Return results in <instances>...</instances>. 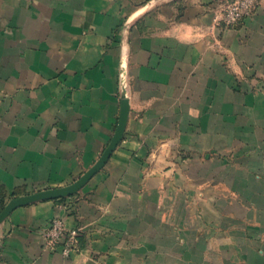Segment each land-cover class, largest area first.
I'll list each match as a JSON object with an SVG mask.
<instances>
[{
	"label": "crops",
	"instance_id": "0c3cea01",
	"mask_svg": "<svg viewBox=\"0 0 264 264\" xmlns=\"http://www.w3.org/2000/svg\"><path fill=\"white\" fill-rule=\"evenodd\" d=\"M259 1L223 27L220 0H0V210L94 164L117 125L120 77L130 105L77 193L0 223V264H264ZM56 216L79 230L68 256L45 246Z\"/></svg>",
	"mask_w": 264,
	"mask_h": 264
},
{
	"label": "built area",
	"instance_id": "2783aa9c",
	"mask_svg": "<svg viewBox=\"0 0 264 264\" xmlns=\"http://www.w3.org/2000/svg\"><path fill=\"white\" fill-rule=\"evenodd\" d=\"M258 0H220V20L223 25L234 26L252 13ZM216 19V18H215ZM118 96L128 97L125 77L119 79ZM45 246L51 249L60 245L64 256L70 255L78 248V228H68L62 218L53 217L42 232Z\"/></svg>",
	"mask_w": 264,
	"mask_h": 264
},
{
	"label": "water",
	"instance_id": "95a60500",
	"mask_svg": "<svg viewBox=\"0 0 264 264\" xmlns=\"http://www.w3.org/2000/svg\"><path fill=\"white\" fill-rule=\"evenodd\" d=\"M120 104L121 107L118 116V121L113 135L111 136L110 141L102 151L99 158L94 162L91 167H89L77 179L67 185L45 188L33 193L12 197L7 201V203H5L3 208L0 210V223L18 206L25 205L27 203L34 202L37 200L61 198L77 193L79 189H81L87 183V181L104 166L109 156L111 155V153L113 152V150L124 135L130 108L129 99L126 97H122L120 99Z\"/></svg>",
	"mask_w": 264,
	"mask_h": 264
},
{
	"label": "rangeland",
	"instance_id": "374dc122",
	"mask_svg": "<svg viewBox=\"0 0 264 264\" xmlns=\"http://www.w3.org/2000/svg\"><path fill=\"white\" fill-rule=\"evenodd\" d=\"M259 0H258V2H257V5H255V7H254V9H253V11H252V13L250 14V15H248V16H251L255 11H256V9H257V6L259 5ZM245 17H247V16H245ZM244 17V18H245ZM221 22V21H220ZM241 22V21H240ZM239 22V23H240ZM239 23H237V24H239ZM221 24H222V22H221ZM223 26V25H222ZM223 27H227V26H223ZM229 27H231V26H229ZM257 78H259V77H257ZM263 80V82L261 81V83H259L260 85H257L258 87V90L261 88V89H264V79H262ZM254 87H256V85H254ZM260 89V90H261ZM214 156H218V158H221L222 157V155H214ZM214 158H216V159H214V161H216L215 162V165L217 166V168L219 169V170H223V169H226V167H225V164H224V162H222V161H220V160H218L217 159V157H214ZM211 164H209V165H206V169L209 171V172H211V166H210ZM207 180V182H208V184L209 185H211L212 184V181H211V178L209 177V178H207L206 179ZM225 179H220V181L221 182H219L218 184L219 185H225V181H224ZM213 182H214V179H213ZM215 184V183H214ZM233 196H235V197H238V198H241V196L242 195H240V194H238V193H236V195H233Z\"/></svg>",
	"mask_w": 264,
	"mask_h": 264
}]
</instances>
